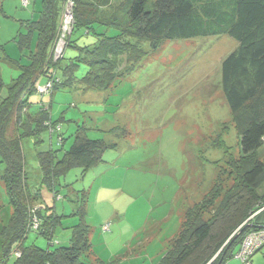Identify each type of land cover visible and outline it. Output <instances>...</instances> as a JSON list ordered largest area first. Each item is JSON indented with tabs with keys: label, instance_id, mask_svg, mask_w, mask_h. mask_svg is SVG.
Returning <instances> with one entry per match:
<instances>
[{
	"label": "trees",
	"instance_id": "obj_1",
	"mask_svg": "<svg viewBox=\"0 0 264 264\" xmlns=\"http://www.w3.org/2000/svg\"><path fill=\"white\" fill-rule=\"evenodd\" d=\"M41 1L40 18L28 22L30 32L20 39V45L27 48L30 37L38 34L30 63L20 65L0 45L3 59L20 72L0 102V158L5 165L1 179L13 208L6 223L0 226V264H87L85 258L92 260L90 264H99L92 255L86 194L78 197V205L70 215H58L54 207L45 203L41 192L46 189L59 198L60 179L75 168L95 167L106 150L117 144L90 139L89 129L76 123L74 141L68 150L64 149L66 140L60 137V150L37 153L42 178L33 195L27 182L22 141L34 139L40 145L42 136H51L63 120H53L51 106L31 101L33 95H43L37 86L52 81V90L47 94L51 97L56 91L79 86L108 91L128 74L136 60L147 54L143 43L156 51L170 41L228 36L238 42V47L222 61L218 87L226 98L239 138L241 156L234 162L236 178L229 189L217 180L202 202L185 209L179 234L157 263L227 264L240 251L247 235L264 230V220L256 215L264 208V162L258 155L264 146V0ZM69 3L73 21L63 31ZM80 30L94 37L95 42L84 47L73 44L72 37ZM61 39L65 45L58 56ZM69 47L78 54L66 59L64 52ZM81 66L87 69L79 77ZM44 78L47 81L42 84ZM2 88L0 77V91ZM61 150L64 154L59 158ZM35 201L41 203L39 208L31 205ZM205 213L210 214L207 220L203 218ZM70 218H76L77 223L64 228ZM59 228L72 229L68 246L53 250L26 246L30 232L51 243ZM263 247L264 243L256 252Z\"/></svg>",
	"mask_w": 264,
	"mask_h": 264
},
{
	"label": "rangeland",
	"instance_id": "obj_2",
	"mask_svg": "<svg viewBox=\"0 0 264 264\" xmlns=\"http://www.w3.org/2000/svg\"><path fill=\"white\" fill-rule=\"evenodd\" d=\"M41 11V0H28L27 4L25 0H0V45L20 65L30 63L29 55L38 43L35 32L28 47H22L21 35L29 34L28 22L37 21ZM94 42L84 30L72 37L78 47ZM142 47L147 54L108 91L79 86L56 91L53 97L33 95L32 102L51 106L53 120H63L51 136H42L40 145L34 139L22 141L33 195L42 178L37 153L60 150V137L66 140L64 149L68 150L76 123L89 129L90 139L117 144L106 150L95 167L75 168L60 179L59 198L46 189L41 192L58 215H70L78 197L86 194L92 255L99 264H157L179 234L185 209L202 202L217 180L229 189L236 178L234 162L241 156L231 112L218 87L221 63L237 49L238 42L223 36L170 41L156 51L147 43ZM4 53L0 50V102L20 74L3 59ZM64 54L69 59L78 52L69 47ZM131 61L128 59V65ZM86 69L81 66L77 75L83 76ZM46 81L44 78L41 83ZM63 154L61 150L59 158ZM258 155L264 162V146ZM4 172L0 158V226L13 213L6 183L1 179ZM31 205L39 208L41 203ZM256 215L264 220V208ZM203 218L207 220L210 214ZM76 223V218L67 219L64 228ZM64 228L56 231L51 243L30 232L25 244L45 250L68 246L72 229ZM15 250L16 246L13 254ZM237 254L227 264H243ZM83 260L87 264L92 261ZM250 264H264V247L251 257Z\"/></svg>",
	"mask_w": 264,
	"mask_h": 264
},
{
	"label": "built area",
	"instance_id": "obj_3",
	"mask_svg": "<svg viewBox=\"0 0 264 264\" xmlns=\"http://www.w3.org/2000/svg\"><path fill=\"white\" fill-rule=\"evenodd\" d=\"M25 3H27V0H25ZM71 6L72 3H69L65 15H64V29L63 31L68 30V27L73 21V15L71 12ZM64 38V36H62ZM64 41L61 39L57 45V55L60 56L62 54L63 48H64ZM53 87V82L49 81L46 85L37 86V91L43 95H47L51 92ZM38 225L36 224V227ZM108 227H105V230H107ZM264 243V230L250 233L245 237V239L242 242L240 251L237 254V258L242 261L243 264H249L250 257L254 255V253L262 246Z\"/></svg>",
	"mask_w": 264,
	"mask_h": 264
}]
</instances>
